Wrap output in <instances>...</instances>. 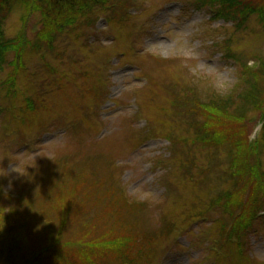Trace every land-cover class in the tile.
Wrapping results in <instances>:
<instances>
[{
  "label": "rangeland",
  "instance_id": "1",
  "mask_svg": "<svg viewBox=\"0 0 264 264\" xmlns=\"http://www.w3.org/2000/svg\"><path fill=\"white\" fill-rule=\"evenodd\" d=\"M102 2L49 43L38 39L40 11L19 6L4 22L8 39L23 35L28 43L17 72L0 68L3 214L17 218L38 255L34 247L56 240L67 251L61 264L102 262L96 245L82 242V253L67 245L76 235L73 217L86 211L97 237L128 225L120 238L131 236V245L112 264H264V196H254V220L263 221L245 235L240 254V240L229 241L223 227L229 216L211 208L233 193L227 152L203 142V118L192 114L214 104L230 115L226 127L244 124L249 141L259 140L261 115L250 112L241 123L233 114L240 63L254 68L264 58L261 16L223 18L198 0ZM260 163L264 173V151ZM66 194L74 216L62 219L53 206ZM111 204L97 226L96 215ZM39 213L45 226L26 228L24 220Z\"/></svg>",
  "mask_w": 264,
  "mask_h": 264
},
{
  "label": "trees",
  "instance_id": "2",
  "mask_svg": "<svg viewBox=\"0 0 264 264\" xmlns=\"http://www.w3.org/2000/svg\"><path fill=\"white\" fill-rule=\"evenodd\" d=\"M111 1L0 0V68H4L6 65H13L15 72H17V69L20 68L23 53L27 47L28 42L25 36L20 35L8 39L3 30L4 22L14 12L16 7L26 6L27 11L35 10L41 12L43 16V28L38 34V39L41 41L40 43H49L53 35L60 33L65 26L68 27L71 23L75 22L81 13L90 9V5H96V2H102L103 4L105 2L111 3ZM201 1L205 4L201 3ZM112 4L118 5L117 3ZM198 5L210 7L211 10L217 12L223 18H238L246 21L251 15H260L264 22V0H198ZM11 55H14L12 61L9 60ZM239 66L240 84L237 89L240 88V93L236 94H238L240 102H238V107L235 109L233 116L235 118L240 116L239 122L242 123L246 120L248 113H259L261 120L264 121V58L258 59L254 68H250L243 62ZM13 77L10 82L15 81ZM225 103L226 109L230 107L227 102ZM202 109L203 114L199 113L197 106H195L192 114L196 111L203 118V122L198 125H205L201 131L204 138L203 142L206 144L211 143L214 147L227 152V161L230 165L227 175L229 179L234 181L233 193L228 195L225 192L223 196H219L215 200V203L213 202L211 208L213 211L218 210L224 215L229 216L228 218L231 221L228 224H223V227L229 241L235 240L236 242L240 240L241 247L238 248V253L241 254L244 252L242 245L245 235L257 229V221H263L254 220L256 215L254 204L258 199L254 202V196L258 193L264 196V173L262 171V164L260 163V157L264 151V126L259 140L251 143L246 125L243 124L242 127L236 129L225 126L224 118L230 117V115L226 114L225 110L221 111L214 104L209 107V110L206 109V105H203ZM253 160L255 161L253 162ZM249 194L252 196L246 200L245 196ZM69 197L73 196H64L63 203L57 204L55 200L53 206L56 209L55 212L57 211V215L63 217L62 219H65L64 216H74L73 210L67 204L70 201ZM113 206L111 204V207L106 208L105 205L101 208L99 215H96L97 221L95 222L97 226L109 218L110 211L108 210L114 209ZM3 212L5 210L0 208V264H61L59 262L62 261L67 251L57 248L56 240L54 243H49V248L40 247L38 246L39 243L36 244L38 247H34L37 248L35 250H42L41 253L43 255H38V252H35L34 249L28 250V247L34 246V243L26 241H30V235L17 224V218L13 219L12 216L3 214ZM76 212L79 213L77 209ZM209 212L211 211L202 215L203 220L207 221L210 219ZM91 213L92 211H86L80 219L76 216L73 217L76 220L75 223H72L76 229V235L74 236V242L67 245L78 253L86 250L85 243H82L84 241L91 246L96 245L95 250L100 253L99 260L102 262L87 260L85 264H112L110 257L120 251L127 250L131 245V236L128 239L120 238L126 233L128 225L122 228L123 230L120 229L123 234L113 235L103 233L101 237H97L96 232L98 228L88 224L85 218V216L88 217ZM263 213L264 210L259 215ZM43 215L39 213L27 217L24 220L28 224L26 228L35 231V228L39 227V225L45 226L47 221ZM6 223L8 224L6 225ZM48 226H50L49 223ZM129 230L132 231L133 227H129ZM89 237L91 240H89ZM79 247L83 249H79ZM103 258L106 259L104 260ZM76 261V264L81 262L77 259ZM72 264H75V261Z\"/></svg>",
  "mask_w": 264,
  "mask_h": 264
}]
</instances>
